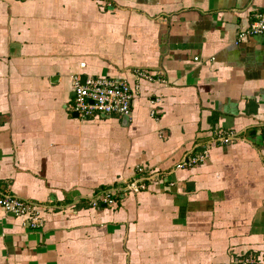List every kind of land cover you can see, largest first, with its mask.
<instances>
[{"label": "crops", "instance_id": "obj_1", "mask_svg": "<svg viewBox=\"0 0 264 264\" xmlns=\"http://www.w3.org/2000/svg\"><path fill=\"white\" fill-rule=\"evenodd\" d=\"M256 12L0 0V193L43 221L0 208V264H264V35L240 39ZM75 75L139 85L129 119L80 116Z\"/></svg>", "mask_w": 264, "mask_h": 264}, {"label": "built area", "instance_id": "obj_2", "mask_svg": "<svg viewBox=\"0 0 264 264\" xmlns=\"http://www.w3.org/2000/svg\"><path fill=\"white\" fill-rule=\"evenodd\" d=\"M249 35H264V12H256L247 29L240 33L244 40ZM138 79H155L154 74L148 71L137 70ZM139 85H132L126 79H111L106 76H86L83 80L75 75L72 82L73 105L76 112L85 118L95 115L130 116L132 106L138 96ZM223 142L231 141V136L222 138ZM201 155L194 162L204 161ZM193 161V160H192ZM182 166V165H179ZM144 185L140 181L129 180L123 189L138 192ZM118 191H106L101 195L100 201L108 205H115ZM0 208L19 217H24L26 223L35 228L42 225L40 211L35 204L18 196L0 193ZM253 261H241L239 264H251Z\"/></svg>", "mask_w": 264, "mask_h": 264}, {"label": "rangeland", "instance_id": "obj_3", "mask_svg": "<svg viewBox=\"0 0 264 264\" xmlns=\"http://www.w3.org/2000/svg\"><path fill=\"white\" fill-rule=\"evenodd\" d=\"M247 260H249V261H253V263H251V264H257V259L254 258V257H249V258H246V259H241V260L238 262V264H239L241 261H247Z\"/></svg>", "mask_w": 264, "mask_h": 264}, {"label": "water", "instance_id": "obj_4", "mask_svg": "<svg viewBox=\"0 0 264 264\" xmlns=\"http://www.w3.org/2000/svg\"><path fill=\"white\" fill-rule=\"evenodd\" d=\"M102 116H104V115H102ZM129 119V116H124V120L126 121V120H128Z\"/></svg>", "mask_w": 264, "mask_h": 264}]
</instances>
